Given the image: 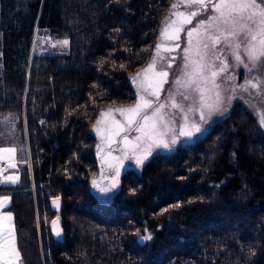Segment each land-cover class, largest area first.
Instances as JSON below:
<instances>
[{
  "label": "trees",
  "instance_id": "obj_1",
  "mask_svg": "<svg viewBox=\"0 0 264 264\" xmlns=\"http://www.w3.org/2000/svg\"><path fill=\"white\" fill-rule=\"evenodd\" d=\"M172 1L0 0V116L14 118L20 178L0 186L1 210L21 264H264V133L243 102L200 139L123 169L111 199L90 193L96 118L136 100L133 73ZM43 32L66 53H37Z\"/></svg>",
  "mask_w": 264,
  "mask_h": 264
},
{
  "label": "snow or ice",
  "instance_id": "obj_2",
  "mask_svg": "<svg viewBox=\"0 0 264 264\" xmlns=\"http://www.w3.org/2000/svg\"><path fill=\"white\" fill-rule=\"evenodd\" d=\"M179 3L186 6L195 5L197 10L190 13L173 12L172 15L177 19L165 20L164 27L160 32L163 39L178 40L180 38L179 33L185 30L184 25L192 24L193 18L200 15L201 11L210 8L213 13L206 19H200L194 27L187 29L188 45L184 48V63L180 75L174 81L179 88L184 89L183 92L178 93L183 100L193 99L189 93L198 94V99H195L196 106L193 107L190 104L187 110L198 111L200 123H188V117L185 114L184 120L186 123L179 128V136L191 139L204 130L201 125L207 124L211 115L222 110L226 111L222 108L225 97L221 85L217 83V78L220 73L225 72L230 67V64L218 55L217 45L222 44L230 52L235 63L243 65L249 72L257 68H264V2H258V0H179ZM177 7L178 3L171 5L172 9ZM114 31L119 32L120 29L117 28ZM57 43L66 46L68 41H57ZM162 47L166 51L174 50V47L162 46L161 43H157L147 67L141 69L133 77L134 82L139 81L143 91L148 96L154 97L155 101L138 92V98L134 106L116 109L126 117L124 123L111 121V124L115 126V130L108 137L109 145L115 142L114 137L119 136L121 132L134 130L138 133L132 139L125 136L122 141V151L126 155L131 153L132 157H135L138 166L142 165L152 155L154 148L169 149L171 145L177 143V136L175 131L171 129L168 113L165 109L170 107L185 112L184 105L177 101V93H169L165 102H158L160 91L163 84L167 82L169 75L165 70H155L158 60L164 59L160 55ZM175 47H179V45L177 44ZM243 57H246L247 61ZM216 61H219L218 69ZM120 67L123 68L124 65L122 64ZM167 67H172L171 61L168 62ZM141 75L144 77L143 80L140 79ZM262 84H264V81L253 78L246 79L244 84L238 87L244 91H249V89L259 90L261 104L264 105V87H261ZM233 91H235V88H233ZM227 99L230 101L231 97ZM149 111L151 112L150 115L148 114ZM111 112L112 110L109 109L108 113L102 112L101 116L110 115ZM259 116L261 127H264V107L260 109ZM96 123L100 125L102 121L97 120ZM169 131L173 132L170 141L166 139ZM100 132L101 129L97 128V133L100 134ZM97 147L99 149V146ZM15 152V148L0 147V159L6 157L11 161ZM8 167L14 168L15 164L9 163ZM109 167H111L110 164ZM19 179L18 175H0V184H16ZM178 179L183 180L185 177H178ZM92 183L102 195L106 196L118 186L119 181L116 176H113L111 184L107 187L99 185L95 180ZM135 191V189H131L130 194H135ZM9 199L8 196H0V208ZM60 199L59 196H56L52 203L59 207ZM180 206L179 203L169 205L168 208L162 209V213ZM11 221V212L0 213V264H16V261L20 258V253L16 249L15 232ZM52 224L54 234L59 237L61 231L56 227L58 218L53 220ZM141 239L148 241L152 239V236L145 234Z\"/></svg>",
  "mask_w": 264,
  "mask_h": 264
},
{
  "label": "rangeland",
  "instance_id": "obj_3",
  "mask_svg": "<svg viewBox=\"0 0 264 264\" xmlns=\"http://www.w3.org/2000/svg\"><path fill=\"white\" fill-rule=\"evenodd\" d=\"M263 1L264 0H260V2H263ZM173 3H178V7L175 9L170 8L168 13L166 14L164 19L162 20L161 25L159 26V32H158V36L156 39L157 40L156 44L161 43L162 46L174 47L173 51H166V50H164V47H162L161 51H160V55L163 56L164 59L158 60L155 70L156 71L165 70L169 73V75L167 78V82L163 84L162 90L160 91V100L158 102L159 103L165 102L169 93H177V97H176L177 101L184 105L185 112H181L177 109H172L170 107L165 109V111L168 113V119H169V122L171 125V129H173L175 131V134L177 136V143L175 145H171L169 149H165L163 147L154 148L152 151V154L157 153V152H168L169 150L174 149V147L178 146L179 144L189 143L191 141L200 139V137H202L211 128L213 123L221 120V118L224 115H226V113L231 108V105H233L235 102H243L246 105V107L248 108V110L250 112H252V114H254V116L257 120V123H259V124H260L259 111L262 107H264V105L261 104V97L259 95V90L249 89V91H244L240 87H238L239 85L244 84L246 79L256 78V79L264 81V68H257V69L252 70L251 72H249L248 69H246L243 65H237L235 63V61L231 58L230 52L227 49H225L222 44L217 45V49H219L218 55H220L222 58L226 59L230 64V67H228L225 72L220 73V76L217 78V83L221 85L222 93H223V96L225 97V101H224L222 108L226 109V111L222 110L219 112H215L213 115H211L208 119V123L201 125L204 130L201 133L196 134L191 139L179 136L180 126L182 124L186 123L184 120L185 114L188 117V123H193V122L194 123H200L199 112L187 110L188 105H190V104L193 105V107L196 106L195 99H198V94L189 93V95L192 96L193 99H189L187 101L183 100L182 96H180L178 93L183 92L184 89L179 88L174 83V81L180 75V71L183 67V63H184L183 58L185 55L184 48L187 47V45H188L187 29L194 27L195 24L201 18L203 19V17H199V15H198L197 17L193 18L192 24L184 25L185 30L181 31L179 33L180 38L178 40L170 41V40L163 39L160 36V32H161V29L164 27L165 20L167 19V21H172V20L177 19L174 15H172L173 12L190 13L192 11L197 10V7L195 5L186 6L185 4H180L179 0H173L171 5ZM200 15L205 16L207 18L208 16L213 15V13H212L211 9L209 8V9H205V10L201 11ZM194 36H195V34H194ZM63 40H67V39L66 38L65 39H56V38L53 39L48 34L43 32L35 40L34 48H35V51L37 53H42V54H44V53H53V54L59 53V54H63V53H66V51L68 50V44L65 46L63 44L57 43V41H63ZM177 44L179 45V47H175V45H177ZM154 51H155V49H154ZM151 58H150V60H151ZM243 58L245 59V61H247L246 57H243ZM150 60H148L147 63L142 66V68H140L139 70L134 72L133 77H135L137 75V73L141 71V69L147 67ZM169 61H171V63H172L171 68L167 67V64ZM215 63H216L217 69H218L219 68V61H216ZM133 77H132V80H133ZM140 79L141 80L144 79L143 75H141ZM133 83L136 86L137 93L139 92L141 95L147 96V98L153 99L155 101L154 97L148 96V94L143 91V88L140 86L139 81L134 82V80H133ZM261 87H264V84H262ZM233 88H235V91H233ZM228 97H231L230 101L227 99ZM137 98L133 102V104H131V105H123V107H112V108L104 109L101 111V113L102 112L108 113L109 109H111L112 110L111 114L105 115L102 117L101 113H100L96 118L97 120H101L102 123L100 125H97V123H95L92 130L96 136L97 128L101 129L100 140H102V144H99L97 141L94 152L100 153V152H103V150H106V149L108 150L109 148L112 149V151H113L112 156L107 155V153H108V151H107L106 154H103L101 157H99L97 159L99 162H102V163L105 162L107 164L106 167L104 168V173L111 174L112 170H115V168L117 166H122L121 167L122 169H125V168L139 169L147 161L146 160L142 165L138 166L135 162V157H132L131 153H128L126 155L122 151V149H123V143H122L123 138L125 136H127L129 139H132L133 137L138 135V133L135 132L134 130H129L127 132H121L119 136L114 137L115 142H113L111 145H109V143H108V137H109L110 133L115 130V126L111 124V121L115 120V121H119L121 123H124V121L126 119V117L124 115H121V113L119 111H116V109L128 108V107L134 106L136 101H137ZM148 114L150 115L151 112L149 111ZM260 126H261V124H260ZM261 128H262V131L264 133V127H261ZM172 135H173V132L169 131L166 139H168L170 141V139L172 138ZM11 138L14 140L11 144H4L3 146L0 145V147L15 148L16 152H17L18 146H17L16 142L18 139V133H17V129H16V126L14 123V118L11 115L0 116V141H6V140L11 139ZM97 146H99V149ZM16 152H15V154H16ZM112 157H113V162H111ZM0 162L6 163L7 167H8L9 163L15 164L14 168H8L6 176H8V175H18L19 176V166L17 163V156L16 155H14V158L11 161L5 157V158L0 159ZM109 164L111 165V167H109ZM98 172H99V168L97 170V173ZM94 177H95V175L93 176V178ZM3 185L5 187H8V186H13L15 184H3ZM112 193H113V190L111 192H109L106 196L102 195L100 192H98L97 195H98L100 200L105 201V200L111 199L115 195L114 194L110 198V195H112ZM0 196H8V195L5 193H2V194H0ZM8 202L9 201H7L3 207H5ZM2 208H0V213H6L3 210H1ZM57 214L58 213L56 212V216H57ZM11 223L13 225V221H11ZM143 235H145V234L139 233L135 237L139 238V237H142ZM17 262H18V264H21L20 258Z\"/></svg>",
  "mask_w": 264,
  "mask_h": 264
},
{
  "label": "flooded vegetation",
  "instance_id": "obj_4",
  "mask_svg": "<svg viewBox=\"0 0 264 264\" xmlns=\"http://www.w3.org/2000/svg\"><path fill=\"white\" fill-rule=\"evenodd\" d=\"M258 2H260V0H258ZM264 2V1H263ZM197 7V6H196ZM199 17H203V19H206V17L205 16H202V15H199ZM202 19V18H201ZM100 138H101V134H98V133H96V141H98V143L99 144H102V140H100ZM108 151V153H107V155H109V153H110V155L109 156H112V153H113V151H112V149H106V150H103V152H100L99 153V156H98V158L99 157H101L103 154H106V152ZM97 158V159H98ZM99 162V161H98ZM111 162H113V157H112V159H111ZM106 163L105 162H99V165H97L98 166V168H99V172L95 175V177L93 178V180H95V181H97V183L99 184V185H101V186H105V187H107V186H109L110 184H111V181H112V177L113 176H116V178L117 179H119V177H120V175L123 173L122 172V166H117L116 168H115V170H112V172H111V174H107V173H104V168L106 167ZM117 169H118V175H117ZM93 184V183H92ZM119 184V183H118ZM94 187V186H93ZM118 187V186H117ZM117 187L115 188V189H113V193H112V195H110V198L114 195V193L116 192V189H117ZM99 191H98V189L95 187V189H94V195L97 197V199L99 200V197H98V195H97V193H98Z\"/></svg>",
  "mask_w": 264,
  "mask_h": 264
},
{
  "label": "water",
  "instance_id": "obj_5",
  "mask_svg": "<svg viewBox=\"0 0 264 264\" xmlns=\"http://www.w3.org/2000/svg\"><path fill=\"white\" fill-rule=\"evenodd\" d=\"M98 155H99V153L98 152H95V160H96V162H97V165H99V162H98V160H97V158H98ZM94 189H95V187H93V184H90V193L92 194V195H94ZM54 208H56V206H54ZM53 220H57V218H53ZM52 220V221H53ZM57 229L58 230H60L61 231V235L59 236V237H57L55 234H54V229H53V224L51 223L50 224V227H49V230H50V232H51V237L55 240V241H59V242H61V241H63L62 239H63V231H62V229H61V227H60V222H59V219H58V224H57ZM138 242H139V244H142L143 243V240L141 239V237H139L138 238Z\"/></svg>",
  "mask_w": 264,
  "mask_h": 264
},
{
  "label": "built area",
  "instance_id": "obj_6",
  "mask_svg": "<svg viewBox=\"0 0 264 264\" xmlns=\"http://www.w3.org/2000/svg\"><path fill=\"white\" fill-rule=\"evenodd\" d=\"M8 168H9V167H7L6 163H4V162H0V175L6 176L7 171H8ZM1 185H2V184H0V186H1Z\"/></svg>",
  "mask_w": 264,
  "mask_h": 264
},
{
  "label": "crops",
  "instance_id": "obj_7",
  "mask_svg": "<svg viewBox=\"0 0 264 264\" xmlns=\"http://www.w3.org/2000/svg\"><path fill=\"white\" fill-rule=\"evenodd\" d=\"M16 264H18V262L16 261Z\"/></svg>",
  "mask_w": 264,
  "mask_h": 264
}]
</instances>
